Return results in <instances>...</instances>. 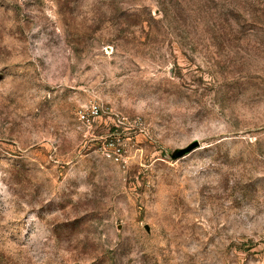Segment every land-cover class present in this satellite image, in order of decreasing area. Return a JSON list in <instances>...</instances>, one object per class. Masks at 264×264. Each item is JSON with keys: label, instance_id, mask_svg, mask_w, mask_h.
Instances as JSON below:
<instances>
[{"label": "rangeland", "instance_id": "obj_1", "mask_svg": "<svg viewBox=\"0 0 264 264\" xmlns=\"http://www.w3.org/2000/svg\"><path fill=\"white\" fill-rule=\"evenodd\" d=\"M0 264H264V0H0Z\"/></svg>", "mask_w": 264, "mask_h": 264}, {"label": "water", "instance_id": "obj_2", "mask_svg": "<svg viewBox=\"0 0 264 264\" xmlns=\"http://www.w3.org/2000/svg\"><path fill=\"white\" fill-rule=\"evenodd\" d=\"M198 147V144L195 143L185 149H181V150H178L176 152H174L171 157L173 160H178L184 156H186L187 154H189L190 152H192L194 149H196Z\"/></svg>", "mask_w": 264, "mask_h": 264}, {"label": "built area", "instance_id": "obj_3", "mask_svg": "<svg viewBox=\"0 0 264 264\" xmlns=\"http://www.w3.org/2000/svg\"><path fill=\"white\" fill-rule=\"evenodd\" d=\"M99 114H100V109L98 107H91L89 109V116L91 118H97L99 116ZM82 119L86 120V116L83 115ZM87 121H88V119H87Z\"/></svg>", "mask_w": 264, "mask_h": 264}]
</instances>
